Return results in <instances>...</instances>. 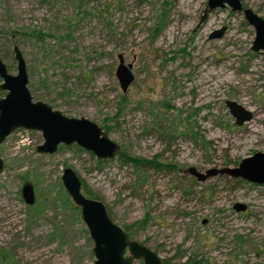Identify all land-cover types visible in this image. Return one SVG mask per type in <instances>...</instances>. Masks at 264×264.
Segmentation results:
<instances>
[{"label": "rangeland", "instance_id": "rangeland-1", "mask_svg": "<svg viewBox=\"0 0 264 264\" xmlns=\"http://www.w3.org/2000/svg\"><path fill=\"white\" fill-rule=\"evenodd\" d=\"M243 2L264 17V0ZM207 3L0 0V55L10 72L18 46L35 100L96 121L120 144L103 160L76 143L40 153L39 130L10 134L0 146V264H95L94 241L62 180L66 167L166 264H264V184L189 172L264 151V56L251 50L254 29L230 8L200 23ZM223 26L221 38L209 37ZM121 54L135 75L127 92L116 74ZM227 100L251 119L237 124Z\"/></svg>", "mask_w": 264, "mask_h": 264}, {"label": "water", "instance_id": "water-1", "mask_svg": "<svg viewBox=\"0 0 264 264\" xmlns=\"http://www.w3.org/2000/svg\"><path fill=\"white\" fill-rule=\"evenodd\" d=\"M218 8H230L244 14L255 32L251 50L264 56V17L245 5L243 0H208L200 23ZM226 30L227 26H223L211 32L209 37L221 38ZM15 58L18 73L13 75L8 72L7 65L0 57V77L3 79L1 88L8 91L5 97H0V144L12 131L24 127L42 132L44 142L37 147L40 153L52 154L61 144L76 143L103 160L113 159L118 155L120 144L111 139L96 121L87 117L68 116L47 102L35 101L28 87L27 62L18 46L15 47ZM116 74L122 90L127 92L135 75L132 65L126 64L122 54L119 55ZM226 103L237 124L242 125L251 119L252 113L242 104L235 100H227ZM3 170L4 160L0 156V172ZM189 172L200 181L217 174H227L250 183L264 184V151H256L244 157L237 166L211 168L205 172L192 166ZM62 180L74 203L81 208L82 218L94 241L95 264H134L137 260H141L143 264H166L158 252L131 238L128 231L115 222L105 202L83 192L82 179L72 167L64 169ZM22 195L28 204L35 203L32 183L28 182L23 186ZM247 207L243 202H236L234 205L237 211H246Z\"/></svg>", "mask_w": 264, "mask_h": 264}, {"label": "flooded vegetation", "instance_id": "flooded-vegetation-1", "mask_svg": "<svg viewBox=\"0 0 264 264\" xmlns=\"http://www.w3.org/2000/svg\"><path fill=\"white\" fill-rule=\"evenodd\" d=\"M15 47H17V46H15ZM15 47H14V55H15ZM0 57H1V55H0ZM1 58H2V57H1ZM15 59H16V58H15ZM2 60H3V58H2ZM3 61H4V60H3ZM4 63H5V61H4ZM5 64H6V63H5ZM6 65H7V64H6ZM7 69H8V72H9L10 74L15 75V74L18 73V69H17V73H12V72H10L8 66H7ZM0 78H1V77H0ZM1 79H2V78H1ZM2 83H3V79H2L1 84H2ZM1 84H0V91H1V93H2V92H4V93H3V94L0 93V97H5L8 91H7V90H3V89L1 88ZM28 87H29V84H28ZM29 90H30V88H29ZM30 91H31V90H30ZM31 93H32V92H31ZM32 95H33V94H32ZM33 97H34V96H33ZM34 100H35V98H34ZM35 101H39V100H35ZM41 101H43V100H41ZM44 102H46V101H44ZM47 103H48V102H47ZM49 104H50V103H49ZM50 105H51V104H50ZM52 106H53V105H52ZM54 108H55V107H54ZM55 109H56V108H55ZM63 113H64V112H63ZM19 128H24V127H18L17 129H19ZM17 129H15V130H17ZM25 129H27V128H25ZM15 130H14V131H15ZM14 131H12L10 134H12ZM10 134H9V135H10ZM9 135H8V136H9ZM8 136H7V137H8ZM7 137H6V138H7ZM6 138H5V139H6ZM5 139L3 140V142L5 141ZM3 142H2V143H3ZM2 143H1V144H2ZM1 144H0V146H1ZM41 144H42V143H41ZM41 144H39V145H41ZM39 145H38V146H39ZM38 146H37V147H38ZM0 156H1V155H0ZM4 166H5V163H4ZM26 183H28V182H26ZM26 183H25V184H26ZM30 183H31V182H30ZM25 184H24V185H25ZM32 184H33V183H32ZM24 185H23V186H24ZM33 186H34V185H33ZM22 189H23V188H22ZM34 189H35V187H34ZM35 196H36V193H35ZM35 202H36V201H35ZM247 209H248V207H247Z\"/></svg>", "mask_w": 264, "mask_h": 264}, {"label": "trees", "instance_id": "trees-1", "mask_svg": "<svg viewBox=\"0 0 264 264\" xmlns=\"http://www.w3.org/2000/svg\"><path fill=\"white\" fill-rule=\"evenodd\" d=\"M138 164H140L142 161H136ZM144 164H147V165H149L150 164V166H151V164H153V162H145ZM88 196H90V197H93V198H97V196H95V194H93L92 192H88Z\"/></svg>", "mask_w": 264, "mask_h": 264}, {"label": "bare ground", "instance_id": "bare-ground-1", "mask_svg": "<svg viewBox=\"0 0 264 264\" xmlns=\"http://www.w3.org/2000/svg\"><path fill=\"white\" fill-rule=\"evenodd\" d=\"M251 124H252V122H251ZM249 128L250 129H253L254 128V125H249Z\"/></svg>", "mask_w": 264, "mask_h": 264}]
</instances>
